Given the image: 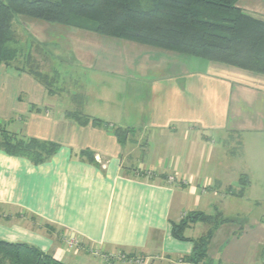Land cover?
Segmentation results:
<instances>
[{"label":"crops","instance_id":"0c3cea01","mask_svg":"<svg viewBox=\"0 0 264 264\" xmlns=\"http://www.w3.org/2000/svg\"><path fill=\"white\" fill-rule=\"evenodd\" d=\"M237 6L264 20V0ZM30 21L37 22L27 23L33 37L47 27L85 68L92 54H129L126 74L134 77L124 92L100 100L98 114L81 110L106 128L80 125L68 117L75 111L58 110L55 92L34 75L22 71L19 78L33 79L13 94V68H2L0 145L5 132L59 148L35 164L0 146V240L65 264H192L195 241L212 231L204 264H264V75L133 42L116 48L93 32ZM74 32L91 33L108 48H76ZM118 127L134 130L124 146L113 133ZM191 213L217 224L198 222L185 230L189 240L175 238L173 226Z\"/></svg>","mask_w":264,"mask_h":264},{"label":"trees","instance_id":"16d2710c","mask_svg":"<svg viewBox=\"0 0 264 264\" xmlns=\"http://www.w3.org/2000/svg\"><path fill=\"white\" fill-rule=\"evenodd\" d=\"M238 1L0 0V75L4 66H10L17 59L18 51L10 46L16 41L13 25L17 17L76 28L264 75V20L239 8ZM34 75L42 82L46 80L37 72ZM78 104L81 108L84 103ZM68 117L84 126L89 123L108 126L100 119L85 116L81 110L68 113ZM133 132L121 127L113 131L123 146ZM3 133L0 145L3 150L35 164L48 161L59 148L53 142L16 140ZM83 154L90 160L95 159L90 152ZM198 222L217 224L214 217L191 213L173 226V235L179 240H189L184 232ZM211 237L212 231H209L195 241V250L188 262H208ZM0 264L65 263L37 247L0 240Z\"/></svg>","mask_w":264,"mask_h":264},{"label":"rangeland","instance_id":"374dc122","mask_svg":"<svg viewBox=\"0 0 264 264\" xmlns=\"http://www.w3.org/2000/svg\"><path fill=\"white\" fill-rule=\"evenodd\" d=\"M28 21L32 24L37 23L27 18L17 17L13 25L16 41L11 43L10 46L15 48L18 54L17 59L10 65L14 73L12 74L11 71L9 72L15 77H12L14 79L7 82V90L9 91L10 89L14 91L13 94H19L18 92L21 90H26L25 80L33 79L22 76L19 78L20 74L22 75L24 72L29 75H34V73L37 72L39 75L45 76L46 80L43 82L40 80L41 84L47 90L55 92L56 98L51 101L56 103L55 105L58 107V110H82L85 114L88 112L91 114H98L100 109H97V106L100 105V100L103 99L104 96L109 97V94L118 96L120 92H124L123 85L127 84L126 81L133 79V75L130 77L126 74V67L128 68L129 64H132L134 60L129 54L120 52L115 53L116 50H114V48L112 49L114 51L113 53L101 54L99 56L92 54L91 61L93 63L90 68H85L82 62L75 63L73 61L74 55L68 52L67 47H69V45H67V41L63 42L60 40L54 42L53 38H49L50 31L44 26H42L43 28H38L37 32H33L39 40L43 42L46 41L43 47H40L37 43L38 39L35 38V36L33 37L27 27ZM49 26H57L61 31H69L67 27L65 28L61 25L51 24ZM70 36L76 39L78 46L74 45L79 49L80 45H82L81 49L87 48V50L92 53L95 51L101 53V51L104 52V49L108 48L105 45L108 42L102 43L100 41H95V36L91 33L84 34L82 32H74L69 35V37ZM101 38L106 41H113L116 48L118 44L123 45V43H125V45H132L131 42L127 41L123 42L104 36ZM80 55L79 58L81 57ZM83 59L84 58H81L82 61ZM85 60L87 61V59ZM119 65H124V69H119ZM121 71H123L125 75H119ZM5 74L6 73L2 70L0 75L1 84L7 81V79H5ZM120 86L122 89H120ZM86 99H88L89 108L85 107ZM22 101L24 104L29 103L28 97H23ZM80 101L84 103L81 108L78 104Z\"/></svg>","mask_w":264,"mask_h":264},{"label":"built area","instance_id":"2783aa9c","mask_svg":"<svg viewBox=\"0 0 264 264\" xmlns=\"http://www.w3.org/2000/svg\"><path fill=\"white\" fill-rule=\"evenodd\" d=\"M174 178H170V181H173ZM72 247H74V242L72 241V243L70 244ZM95 255H97L98 253L95 252ZM122 260H126V257H122Z\"/></svg>","mask_w":264,"mask_h":264}]
</instances>
